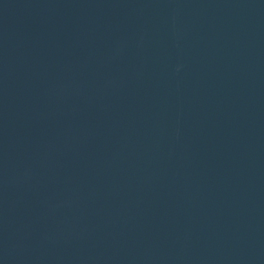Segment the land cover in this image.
<instances>
[{
  "label": "water",
  "instance_id": "1",
  "mask_svg": "<svg viewBox=\"0 0 264 264\" xmlns=\"http://www.w3.org/2000/svg\"><path fill=\"white\" fill-rule=\"evenodd\" d=\"M0 264H264V0H0Z\"/></svg>",
  "mask_w": 264,
  "mask_h": 264
}]
</instances>
